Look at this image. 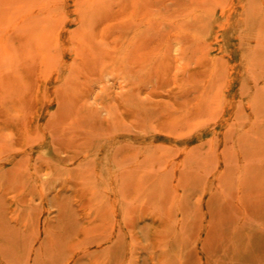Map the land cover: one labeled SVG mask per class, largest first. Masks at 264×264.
<instances>
[{"label":"rangeland","instance_id":"obj_1","mask_svg":"<svg viewBox=\"0 0 264 264\" xmlns=\"http://www.w3.org/2000/svg\"><path fill=\"white\" fill-rule=\"evenodd\" d=\"M0 264H264V0H0Z\"/></svg>","mask_w":264,"mask_h":264}]
</instances>
